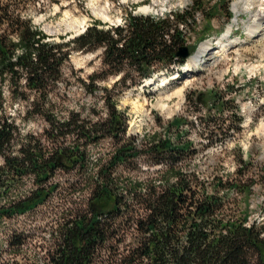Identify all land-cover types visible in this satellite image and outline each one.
<instances>
[{"label":"trees","instance_id":"16d2710c","mask_svg":"<svg viewBox=\"0 0 264 264\" xmlns=\"http://www.w3.org/2000/svg\"><path fill=\"white\" fill-rule=\"evenodd\" d=\"M197 1L172 18L129 14L123 25L111 27L96 20L73 39L50 42L22 14L23 0H0V264H20L15 258H24L31 237L2 226L34 213L55 196L61 182L54 178L60 172L72 195L88 190L86 204L82 208L69 201L71 207L59 212L48 238L36 236L34 247L42 255L34 253L25 264H264V225L250 219L256 179L245 176L250 164L242 159V150L237 148L234 176L201 179L192 165L199 150L176 132L184 121L168 124L169 132L175 127L174 137L152 134L137 143L126 136L125 118L116 107L124 91L159 72L181 73L187 60L177 55L186 45L179 24L195 23L194 16L203 10ZM97 51L101 67L79 86L92 95L103 93L107 115L93 120L69 112L61 118L56 100L66 82L63 66L74 52ZM113 77L118 78L111 87L101 85ZM231 88L213 94L210 104L216 114L210 110L200 118L210 145L232 137L230 128L235 127V134L241 129L237 105L230 119L223 115ZM7 98L24 107L22 122L43 120L44 141L33 134L21 138L19 125L5 111ZM105 139L111 141V151L92 160L91 146ZM139 160L159 168L138 177ZM260 177L264 182V167Z\"/></svg>","mask_w":264,"mask_h":264},{"label":"rangeland","instance_id":"374dc122","mask_svg":"<svg viewBox=\"0 0 264 264\" xmlns=\"http://www.w3.org/2000/svg\"><path fill=\"white\" fill-rule=\"evenodd\" d=\"M23 1L25 4L21 8L22 14L31 18L33 25L45 33L50 42H66L81 35L96 20L111 27L115 24H123L129 14L172 18L174 13L186 12L197 0ZM234 1L198 0V6L203 10L194 16L195 23L179 26L185 38V47L190 51V56H193L203 41L208 40L216 46L218 38L229 25H233L235 32L231 36L240 38V42L231 52L217 57L216 61L211 58V53L206 54L200 61L198 69L191 68L188 71L181 69V73L174 79H170V76L158 75L146 84L144 92L128 89L119 96L116 107L125 118L126 136L135 137L137 143L148 135L174 137L176 132L192 142L199 150L192 160V165L201 179L207 180L212 176L222 175L234 176L239 166L237 148L241 149L242 159L250 164L249 172H244L245 176L256 179L249 202L252 210L250 219L264 225V182L260 177V169L264 167V35L247 37L245 26L250 22L251 13L244 12L240 6L234 25L237 16L233 9ZM151 4L154 6L153 10H156L155 13L140 11L141 6ZM96 9H99L100 13L104 12L108 19L98 16ZM226 9L231 14L230 18L227 17ZM100 54V51L74 52L63 66V77L66 82L60 84V95L56 100L57 114L61 118H66L69 112H80L83 118L90 117L93 120L104 119L107 115L102 101L103 93L98 91L92 95L82 91L79 86L80 80H86L89 74L101 67ZM117 78L113 77L101 82V85L109 88ZM231 87L234 88V92L226 95L229 107L225 108L223 115L226 119H230L229 112L237 105L238 116L242 119L241 129L235 134L233 132L235 127L230 128L229 133L232 137L222 143L210 145L200 118L201 116L205 118L210 110L211 115L216 114L217 109L214 110L210 104L213 94L225 93L226 88L231 91ZM179 88L183 90L180 97L171 95ZM170 95L171 97L168 98L167 96ZM7 100L5 111L19 125L18 132L21 138L33 134L44 141L43 132L46 130V125L43 120L38 117L22 122L24 107L18 102L10 101L8 98ZM134 101H137L142 108L134 107L132 104ZM159 103H164L166 108L162 109L158 106ZM195 107H198V112ZM92 111L98 113L97 117L92 115ZM178 118L184 122L179 125L178 131L175 132L174 127L169 132L168 124ZM45 145L48 149L53 148V145L47 141ZM111 146V141L107 139L97 146H91L89 154L92 160L106 157L112 149ZM136 167L134 174L138 177H142L148 169L152 171L159 168L149 166L142 160L137 162ZM122 171L123 168H119L118 172ZM66 177L61 172L56 174L54 181L59 180L61 187L46 204L40 205L34 213L18 216L2 226L5 230L12 227L17 232L27 231L31 236L28 239L30 245L27 244V250L25 248L22 252L24 258L21 255L15 258L20 264L27 263L34 253L42 255L40 250L34 247V242L38 240L36 236L42 235L48 238V229L53 225L59 212L71 207L69 201H76L82 208L86 204L88 190L82 192L77 189L72 195V192L66 191L67 185L63 183ZM25 186H31V179H26ZM1 234L0 236L3 235ZM4 257L9 258V255L4 253Z\"/></svg>","mask_w":264,"mask_h":264},{"label":"bare ground","instance_id":"6f19581e","mask_svg":"<svg viewBox=\"0 0 264 264\" xmlns=\"http://www.w3.org/2000/svg\"><path fill=\"white\" fill-rule=\"evenodd\" d=\"M239 6L243 9L244 12H247V13L250 12L251 13V16L249 18L250 22L248 23V25L245 26L246 31H247V33H246L247 37L249 38V37H256V36L258 37L261 35L263 36L264 35V0L263 1L262 0H235L233 3V9L236 12L237 16H236V19L234 20V25H235V22H236L237 17H238ZM153 7L154 6L152 4L151 5H143L140 7V11L153 12L154 11ZM255 7L259 8V9L255 10L254 9ZM98 10H97V12H98ZM155 11H154V13H155ZM103 13L98 12L97 15L104 18L105 20H107L108 17L106 15H104ZM234 32L235 31H234L233 25H229L227 27L226 31L218 38V40L216 42L217 43L216 46H213L214 44H212L208 40L203 41V43H201L199 50L193 56H190L188 58L186 65L183 66V70L188 71L191 68L198 69V65H199L200 61H202V58L206 54L211 53L212 54V55H210L211 58H214V60L216 61L217 57L222 56V55L224 56L225 53L231 52L234 49V47H236L240 42V38L231 36V35H233ZM177 76L178 75L176 73H174L170 79H174ZM149 82H150V80H146L145 85L148 84ZM143 89H144V87H140V89H138V91L144 92ZM182 91L183 90H181V88L175 89L174 93H172L171 95L175 94V95L180 97L182 95ZM171 95L167 96V97L169 98V97H171ZM132 104H134V107H136L137 109L142 108V106L140 104H138L137 101H134ZM158 106H160L162 109L166 108L164 103H159Z\"/></svg>","mask_w":264,"mask_h":264},{"label":"water","instance_id":"95a60500","mask_svg":"<svg viewBox=\"0 0 264 264\" xmlns=\"http://www.w3.org/2000/svg\"><path fill=\"white\" fill-rule=\"evenodd\" d=\"M177 55L183 59H188L190 56V51L188 50L187 47H182L180 50L177 52Z\"/></svg>","mask_w":264,"mask_h":264},{"label":"built area","instance_id":"2783aa9c","mask_svg":"<svg viewBox=\"0 0 264 264\" xmlns=\"http://www.w3.org/2000/svg\"><path fill=\"white\" fill-rule=\"evenodd\" d=\"M180 27H182V26H180Z\"/></svg>","mask_w":264,"mask_h":264}]
</instances>
